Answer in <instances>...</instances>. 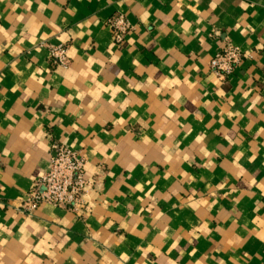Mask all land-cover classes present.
Segmentation results:
<instances>
[{"label":"crops","instance_id":"0c3cea01","mask_svg":"<svg viewBox=\"0 0 264 264\" xmlns=\"http://www.w3.org/2000/svg\"><path fill=\"white\" fill-rule=\"evenodd\" d=\"M57 145L86 209L21 213ZM0 264H264V0H0Z\"/></svg>","mask_w":264,"mask_h":264},{"label":"built area","instance_id":"2783aa9c","mask_svg":"<svg viewBox=\"0 0 264 264\" xmlns=\"http://www.w3.org/2000/svg\"><path fill=\"white\" fill-rule=\"evenodd\" d=\"M107 26L118 42L132 29L126 19L118 14L107 20ZM45 49L53 65L62 69L69 67L67 46L47 45ZM243 58L239 48L226 44L210 60V72L223 81L233 74ZM53 149L48 170L34 182L25 195L20 206L21 213L31 214L42 204L74 214L82 213L86 209L84 198L90 183L84 177V158L63 145L54 146Z\"/></svg>","mask_w":264,"mask_h":264}]
</instances>
